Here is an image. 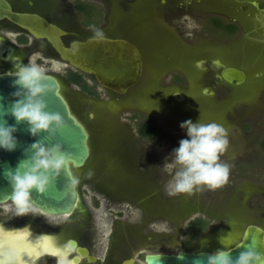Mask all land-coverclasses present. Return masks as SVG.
<instances>
[{"label": "rangeland", "instance_id": "1", "mask_svg": "<svg viewBox=\"0 0 264 264\" xmlns=\"http://www.w3.org/2000/svg\"><path fill=\"white\" fill-rule=\"evenodd\" d=\"M219 4L229 17L239 21L243 31L235 42L218 48L219 59L227 70L241 69L247 77L242 85L223 82L218 89L222 94L219 97L214 93L206 96L199 90L201 72L195 60L205 56V48L199 47L205 42L175 44L172 38L178 34L175 28L155 18L151 22L145 12L135 20L138 25L135 41L143 54L145 74L141 88L132 90L129 97H139L136 104L146 112H160L164 135L158 140L137 137L135 116L125 108L120 109L118 103L105 106L113 119H105L102 130L87 118L85 106L90 103L89 94L78 91L65 80L71 68L61 62L65 67L55 72L62 95L89 134L90 159L86 166L75 171L79 194L75 213L90 212L85 215L87 218L80 216L88 222V227L95 226L92 213L99 214L106 225V235L114 227L129 229L128 234L135 235L131 244L141 248L133 257L140 260L153 250L145 246L166 253L181 250L189 239L185 228L196 218L209 222V228L191 243L192 249H203L204 244L211 251L228 248L240 239L248 224L264 229V37L260 39L263 35L260 30L258 34L254 32L252 11L244 15L237 0H221ZM184 21L185 41L206 36L197 23L188 18ZM212 36L219 40L227 33L214 32ZM168 69L179 74L167 73L162 77ZM173 82L182 88L179 92L185 101L167 105L166 87ZM87 84L91 89L94 86L91 79ZM92 90L96 91L93 98L106 99L100 87ZM132 107L136 105L129 106ZM188 120L216 122L228 130L229 147L221 160L230 166L229 180L216 191L169 196V181L175 171L171 155L179 147V141L187 138L180 125ZM114 136L122 138L123 144L114 146ZM90 169H94V174L88 172ZM101 191L118 196L122 202L108 201Z\"/></svg>", "mask_w": 264, "mask_h": 264}, {"label": "flooded vegetation", "instance_id": "2", "mask_svg": "<svg viewBox=\"0 0 264 264\" xmlns=\"http://www.w3.org/2000/svg\"><path fill=\"white\" fill-rule=\"evenodd\" d=\"M5 1L11 6L13 11L38 15L50 24L65 31L66 35L63 40L66 45L73 41H85L94 35V30L98 29L103 32L105 38L122 40L135 47L141 56L142 74L138 83L129 88L125 94H117L102 88L92 76L84 75L72 69H69V72L66 73L65 80L70 86L77 88L78 91L82 90L89 94L87 96H89L88 100L90 103L85 106L88 112L87 118L97 123L102 130L104 129L103 124L106 123L105 119L108 121L113 119L105 106L118 103L120 109L125 108L126 111L128 110L133 113L131 116H135L133 120L136 121L137 125V137L150 141H152V139L142 137L138 130L142 127L157 128L162 138V135H164V128L161 126L159 118L161 114L159 111H155L156 113H149L142 110V108L136 104L139 103L140 98L129 97V93L132 90L141 88L143 76L145 74L143 54L135 41V29L138 26L136 21L142 17L145 12L146 15L149 14L148 18L151 22L153 18H155L156 21L164 22L177 30L178 34L172 37L175 38L173 41L175 44H178V42L185 45L198 44L200 42L206 43L205 45L199 46L205 48H203L205 56L195 60L196 66L201 72L199 90L206 96L213 93L217 95V97L222 95L218 89L224 82L220 76L223 64L218 56V48L235 42L243 32L239 21L233 17H229L221 4H219L221 0ZM237 2L240 4L238 8L239 11L244 15H247L249 10L252 11V19L255 20V34H258V30H260L264 35V0H248L245 3L237 0ZM205 5L207 7H205ZM187 18L197 23L202 28V31L206 34V38L204 37L201 40L194 38L191 42L185 41L183 30L186 23L184 20ZM222 31L227 33V36L223 39L218 40L212 36L214 32ZM263 35L260 39H263ZM36 53H41L45 59L62 62L56 52L45 40L34 38L28 32L15 26L6 19L0 20V74L15 73L18 66L27 64L28 60ZM38 62L41 63L42 61L38 60ZM239 70L241 71V69ZM167 73L172 76L174 74H179L174 70L168 69L163 72L161 76L163 77ZM74 74L79 76L80 85H75L70 81V78L73 79ZM48 75L53 76L60 83L55 72H49ZM89 79L93 81L94 86L92 89H95L97 86L103 90L106 96L105 100H102L100 97L93 98L96 91H93L88 86L87 80ZM177 85L173 82L166 87L168 91L166 97L167 105H173L174 103L180 104L185 101L183 95L179 92L182 88L176 87ZM176 97L182 98V100L177 101L175 99ZM125 99H127V102L124 101ZM132 105H136V107L129 108V106ZM102 106L103 108H101ZM96 112L99 113L96 114ZM164 118H166L168 122L171 121L169 117L164 116ZM155 139L158 140L160 138ZM118 144H123V140L118 136H114L113 145L116 146ZM114 149L119 150L118 147H114ZM132 154L134 155L133 152ZM93 171L94 169L88 170L89 173L94 174ZM96 186L99 187L97 184ZM101 192L104 193V197L108 201L122 202V199L118 196H111V193L105 191ZM116 208L121 211L120 207ZM119 211L117 213L121 214ZM87 214H90V212L81 211L75 213L74 211L68 216H49L31 205L27 214L18 215L15 205L12 201H9L0 204V234L3 235L4 239L8 240L14 239V236H19L20 234L26 235L27 239L40 243L41 241L50 240L56 254L52 253L51 250H42L43 253L38 255L31 264H146L144 258L147 254L172 253L155 250L152 246H145V249H153L155 251L150 250L152 252L144 254L141 260L135 258L133 257L134 252L141 248L136 247V244H131L132 241L135 240V235H129V229L114 227V229L106 235L105 231H107V228L106 225L102 224L103 222L101 218H99L100 215L92 213V215L95 216V226L88 227V222L84 221L82 218L80 219L81 215L84 217L85 215L87 216ZM196 220L200 222L199 225L202 227V230L199 232H197L198 226ZM105 223L106 222H104V224ZM208 228L209 222L202 218L193 219L185 228V234L189 235V239L186 241V244H183L182 249L178 251L191 252L200 250L192 249L193 246L191 243L203 235ZM136 236H138V232ZM0 246H2L0 261H2L3 264H17L16 261L13 260L14 257L6 245L4 246L2 244ZM206 246H208L210 250L208 244H204V248L201 250H205Z\"/></svg>", "mask_w": 264, "mask_h": 264}, {"label": "water", "instance_id": "3", "mask_svg": "<svg viewBox=\"0 0 264 264\" xmlns=\"http://www.w3.org/2000/svg\"><path fill=\"white\" fill-rule=\"evenodd\" d=\"M1 19L8 20L36 39L45 40L68 67L84 75L92 76L100 87L114 93L125 94L129 88L138 83L141 77V56L135 47L125 41L108 38L95 41L89 38L85 41H73L66 45L63 40L66 35L65 31L38 15L13 11L5 0H0ZM222 70L227 69L223 66ZM14 74H0V123L5 122L6 126L15 127L16 131L13 135L17 142L14 151L0 149V204L11 201L12 189L6 174L10 171L14 172L21 161L32 155L30 146L36 142L45 147L59 143L62 145L63 151L71 157L70 162L58 176L54 177L45 192L33 191L30 201L33 207L46 215H71L79 202L75 171L86 166L90 158L89 134L72 113L68 102L62 95L58 80L48 75L49 80L46 83L50 91L43 98L47 105L46 111L58 113L65 126L56 133L55 137H49L47 133L32 136L27 123H17L10 113V108L17 99L14 93L19 90V86L15 85ZM220 76L222 81L237 85L245 83L247 78L243 71L237 69H228ZM175 99L182 100L177 97ZM27 149L28 153L26 154ZM249 245L264 257L263 228L254 224L246 225L240 239L226 249L231 250L230 255L235 259ZM215 252L210 251L206 246L205 250L191 252L147 254L144 260L146 264H203L206 257Z\"/></svg>", "mask_w": 264, "mask_h": 264}, {"label": "clouds", "instance_id": "4", "mask_svg": "<svg viewBox=\"0 0 264 264\" xmlns=\"http://www.w3.org/2000/svg\"><path fill=\"white\" fill-rule=\"evenodd\" d=\"M91 39L102 41L105 37L101 30L96 29ZM64 67L59 61L45 59L41 53H36L27 64L18 66L15 71V85L19 86V90L14 93L17 99L10 113L17 123H27L32 136L47 133L49 137H55L65 126L58 113L46 111L47 105L43 99L50 91L46 83L48 73L60 72ZM180 127L186 131L187 138L179 141V147L171 155V166L175 171L169 181L168 195H192L224 187L230 175V166L221 160L229 147L228 130L216 122L202 123L199 120L196 123L185 121ZM15 131V127L0 123V149L9 152L15 150ZM30 150L32 155L21 161L14 172L6 174L12 189L11 201L18 215L28 213L32 192H45L71 159L59 143L45 147L36 142L30 146ZM230 252L226 248L217 250L207 256L203 264H264V257L255 252L251 245L245 247L235 259Z\"/></svg>", "mask_w": 264, "mask_h": 264}, {"label": "bare ground", "instance_id": "5", "mask_svg": "<svg viewBox=\"0 0 264 264\" xmlns=\"http://www.w3.org/2000/svg\"><path fill=\"white\" fill-rule=\"evenodd\" d=\"M7 237V236H6ZM16 237H20L23 239L24 241V247L29 249V250H25V251H17V244H16ZM14 239H4L2 244L8 248V250L11 252L12 256L14 257L13 260L16 261L17 264H31V262L38 257V255H41V253H43V251H39L37 252L35 255H33L32 249H34L35 247H37L40 242L34 241V240H30L26 238V235H22L20 234L19 236H14ZM5 247V248H6Z\"/></svg>", "mask_w": 264, "mask_h": 264}, {"label": "snow or ice", "instance_id": "6", "mask_svg": "<svg viewBox=\"0 0 264 264\" xmlns=\"http://www.w3.org/2000/svg\"><path fill=\"white\" fill-rule=\"evenodd\" d=\"M3 239H4L3 235L0 234V245H2ZM15 240H16V244H17V251L29 250V249L24 247V241L22 238L16 237ZM41 250H51L52 253L56 254L54 246L52 245L50 240L49 241H41V243L37 247L32 249L33 255H35L37 252H39ZM0 253H2V246H0ZM0 264H3V262L0 261Z\"/></svg>", "mask_w": 264, "mask_h": 264}, {"label": "trees", "instance_id": "7", "mask_svg": "<svg viewBox=\"0 0 264 264\" xmlns=\"http://www.w3.org/2000/svg\"><path fill=\"white\" fill-rule=\"evenodd\" d=\"M73 79L70 78V81H72L73 84L75 85H80V78L77 74H74L73 75ZM72 77V76H71ZM139 133L142 135V137H148L152 140H154L155 138H161V135L159 134V129L157 128H153V127H142V128H139ZM197 222V232L201 231L202 230V227L199 225L200 222L198 220H196ZM189 247V246H188Z\"/></svg>", "mask_w": 264, "mask_h": 264}]
</instances>
